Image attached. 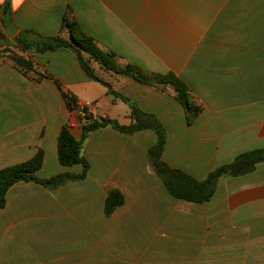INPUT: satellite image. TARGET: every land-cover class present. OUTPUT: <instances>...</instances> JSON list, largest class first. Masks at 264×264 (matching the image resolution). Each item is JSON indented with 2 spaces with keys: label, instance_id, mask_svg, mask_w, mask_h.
<instances>
[{
  "label": "crops",
  "instance_id": "obj_1",
  "mask_svg": "<svg viewBox=\"0 0 264 264\" xmlns=\"http://www.w3.org/2000/svg\"><path fill=\"white\" fill-rule=\"evenodd\" d=\"M68 10L120 67L174 75L200 112L188 125L170 85L141 84L92 61L105 87L70 49L28 50L20 55L46 78L0 61V171L42 152L38 179L81 172L58 162L61 128L76 140L82 134L63 93L120 126L131 125L132 108L157 120L161 160L199 182L264 150V0H2L0 46L67 39ZM156 140L152 130L103 128L83 142L85 179L55 189L12 185L0 208V264H264V163L218 178L208 202L189 203L172 197L154 170L148 153ZM111 190L124 202L105 216Z\"/></svg>",
  "mask_w": 264,
  "mask_h": 264
},
{
  "label": "trees",
  "instance_id": "obj_2",
  "mask_svg": "<svg viewBox=\"0 0 264 264\" xmlns=\"http://www.w3.org/2000/svg\"><path fill=\"white\" fill-rule=\"evenodd\" d=\"M70 14L69 10L64 14L61 25L62 32L64 31L68 35L67 39L58 36L35 42L18 38L15 40L16 46H21L23 50L28 48L34 49L37 52H51L60 48L70 49L75 53L80 68L85 75L89 79L103 84L105 87H108V84L94 74L90 65L92 61L97 63L104 71L127 76L141 84L170 85L176 93V101L185 112L187 124L193 123L200 112V108L192 99L186 86L174 75L149 76L132 65L120 67L116 62L115 55L111 52L102 51L90 37L81 31L76 20ZM4 53L5 51L0 50V61L3 59L8 60L17 71L25 76H29L31 73L37 74L34 72L33 64L30 60L17 53L11 52L7 56H4ZM32 78L38 81L46 78V76L37 74ZM62 98L69 111L73 112L77 109L78 103L71 94L63 93ZM131 118L133 121L131 125L124 127L107 118L88 117L82 124V134L78 140L72 137L67 126H63L57 138L58 162L65 168L76 165L80 166L81 172L79 174L62 173L46 180H40L36 177V173L42 166L43 153L38 152L30 160L0 171V208H3L5 205L6 192L15 183L33 182L48 189H55L68 182L85 179L89 171V165L82 156L83 142L92 132L107 127L124 134L152 130L156 134L157 140L156 144L149 150L148 155L154 170L161 176L166 190L172 197L189 203L200 204L208 202L213 195L218 178L243 176L252 172L256 164L264 163V150H255L240 155L232 163L213 170L204 181H196L177 170L170 169L161 160L165 134L157 120L144 114L137 108H132ZM123 202V196L117 190H111L104 203L105 216H110L117 208L122 206Z\"/></svg>",
  "mask_w": 264,
  "mask_h": 264
},
{
  "label": "rangeland",
  "instance_id": "obj_3",
  "mask_svg": "<svg viewBox=\"0 0 264 264\" xmlns=\"http://www.w3.org/2000/svg\"><path fill=\"white\" fill-rule=\"evenodd\" d=\"M22 39H25V38H22ZM7 44H9V43H7ZM0 50L1 51H5V53H4V56H7V55H9V53H11V52H13V53H17V54H21L22 52H27L28 50H32V49H30V48H28V49H26V50H23L22 49V47L21 46H13V47H11V46H8V47H6V44H2L1 46H0ZM8 51V52H7ZM79 105V104H78ZM77 105V106H78ZM81 107H82V109H81ZM73 113L77 116V118H78V120L83 124L84 122H85V120H86V118H88V117H93V118H95L93 115H92V113H91V111L89 110V108H87V106H83V105H79V107H77V109L75 110V111H73Z\"/></svg>",
  "mask_w": 264,
  "mask_h": 264
},
{
  "label": "built area",
  "instance_id": "obj_4",
  "mask_svg": "<svg viewBox=\"0 0 264 264\" xmlns=\"http://www.w3.org/2000/svg\"><path fill=\"white\" fill-rule=\"evenodd\" d=\"M77 107H79V105ZM81 109H82V107H81Z\"/></svg>",
  "mask_w": 264,
  "mask_h": 264
},
{
  "label": "clouds",
  "instance_id": "obj_5",
  "mask_svg": "<svg viewBox=\"0 0 264 264\" xmlns=\"http://www.w3.org/2000/svg\"><path fill=\"white\" fill-rule=\"evenodd\" d=\"M0 2H2V0H0Z\"/></svg>",
  "mask_w": 264,
  "mask_h": 264
}]
</instances>
